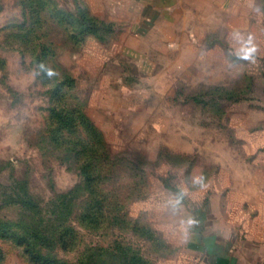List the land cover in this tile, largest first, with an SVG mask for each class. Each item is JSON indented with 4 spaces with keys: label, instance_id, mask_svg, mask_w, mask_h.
<instances>
[{
    "label": "rangeland",
    "instance_id": "obj_1",
    "mask_svg": "<svg viewBox=\"0 0 264 264\" xmlns=\"http://www.w3.org/2000/svg\"><path fill=\"white\" fill-rule=\"evenodd\" d=\"M154 4L0 0V264H35L25 245L48 244L28 232L69 225L79 238L55 245L59 260L187 264L264 163V0ZM91 149L106 164L95 193L80 172ZM25 191L39 213L19 205Z\"/></svg>",
    "mask_w": 264,
    "mask_h": 264
},
{
    "label": "crops",
    "instance_id": "obj_2",
    "mask_svg": "<svg viewBox=\"0 0 264 264\" xmlns=\"http://www.w3.org/2000/svg\"><path fill=\"white\" fill-rule=\"evenodd\" d=\"M244 0H155L150 10L223 11ZM240 4V5H241ZM250 176L238 180L235 199L214 217V227L187 264H264V163L253 164ZM200 237V236H199ZM210 247H206V243ZM212 245V246H211Z\"/></svg>",
    "mask_w": 264,
    "mask_h": 264
},
{
    "label": "trees",
    "instance_id": "obj_3",
    "mask_svg": "<svg viewBox=\"0 0 264 264\" xmlns=\"http://www.w3.org/2000/svg\"><path fill=\"white\" fill-rule=\"evenodd\" d=\"M61 89V87L59 88ZM79 117V125L81 126V128L83 130H85L87 132V134H93V137H95L96 139H101L100 135H99V131L95 128V126L93 125V123H91L90 119L85 116V114L79 113L78 115ZM75 125V124H72ZM66 127V126H65ZM82 148H84V143L81 144ZM79 149V148H78ZM78 149H74V155L79 156L82 155V152H79L81 150ZM101 150V151H100ZM91 149L90 150V154L87 155L88 157L90 156L92 159H97L98 162L97 163H90V164H86L85 167H83L81 169V174L83 175V180L85 181V183L91 187L92 191L91 193H95L94 188H98L99 187V182L102 181V179H104L103 175V167L106 165L104 162H101L100 164V160L102 158V154L104 153V151L102 149ZM85 157V156H84ZM84 157H82L84 159ZM102 161V160H101ZM19 205L25 209L28 210H33L36 213H39V210H41V204L39 202H36L35 200H33L27 193L26 191L23 193V195L19 196ZM77 233H75V229L73 226H68L65 228L64 232H58V238H55L52 236L51 238H41V236H39L38 233H30L28 232L27 236L32 235L34 240H39V241H43V244L47 243L48 246H46L45 248H43V250L41 249H35L32 246H28L25 245L24 247V253L29 257V260H31L32 262H34L35 264H96L94 258V255H90L91 260H83V259H78L75 262H68V261H63V260H59L57 259L54 255H52V251L53 248L55 247V245H58L57 243H59V241H63L66 238V241H70L68 242L70 245L72 243L75 244L74 246H76V239H78L79 237H77L76 235ZM32 238V237H31ZM28 239V238H27ZM18 242L20 244L23 243H29L26 242V240L17 239ZM64 242V241H63ZM52 243V244H51ZM114 251V250H113ZM114 253V252H113ZM122 257L121 259H123V262H121V264H151L148 260L146 259H141L140 256H138L136 253L131 252V254L128 255L127 251H122ZM113 257H117L116 255H114Z\"/></svg>",
    "mask_w": 264,
    "mask_h": 264
}]
</instances>
